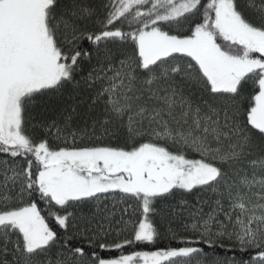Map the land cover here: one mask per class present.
Masks as SVG:
<instances>
[{
    "label": "snow or ice",
    "instance_id": "snow-or-ice-1",
    "mask_svg": "<svg viewBox=\"0 0 264 264\" xmlns=\"http://www.w3.org/2000/svg\"><path fill=\"white\" fill-rule=\"evenodd\" d=\"M0 264H264V0H0Z\"/></svg>",
    "mask_w": 264,
    "mask_h": 264
},
{
    "label": "trees",
    "instance_id": "trees-1",
    "mask_svg": "<svg viewBox=\"0 0 264 264\" xmlns=\"http://www.w3.org/2000/svg\"><path fill=\"white\" fill-rule=\"evenodd\" d=\"M161 231H164V229L162 228ZM168 242L169 241L167 239L160 238V239H157L154 244H148L146 242L140 243V244H138L135 247L134 250H138V251H154V250H157L158 247H161V246L167 244ZM125 254H127V250H126ZM219 254L223 255V250H221V252ZM102 255L107 256L109 254L105 252V253H102ZM229 255H232V253H229Z\"/></svg>",
    "mask_w": 264,
    "mask_h": 264
}]
</instances>
